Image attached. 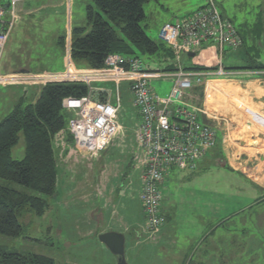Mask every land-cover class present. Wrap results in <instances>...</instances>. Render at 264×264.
<instances>
[{
	"label": "rangeland",
	"instance_id": "374dc122",
	"mask_svg": "<svg viewBox=\"0 0 264 264\" xmlns=\"http://www.w3.org/2000/svg\"><path fill=\"white\" fill-rule=\"evenodd\" d=\"M208 1L150 0L143 7L145 20L142 22V26L147 35L159 43L161 42L160 31L166 24L182 21L200 8L206 7ZM216 2L222 15L231 20L244 37H249L248 43L250 39H253L254 43H264V26L260 22L261 12L264 10V0H216ZM88 6H93L91 0H22L17 3L18 20L4 49L1 63L3 64L8 60L13 68L28 67L36 73H41L42 70L61 71L64 67V58L63 49L58 45V42L65 37L62 48L65 46L71 48V29L87 27ZM226 53L224 64L227 66L235 61L228 58L229 51ZM259 56L264 60V52L260 51ZM143 61L146 71L149 72L164 73L169 64L159 57H143ZM11 74L13 73H0V77ZM157 79L151 80V87L155 94L161 98L168 97L174 87L175 79L158 81ZM99 85L111 92V102L115 104L117 88L111 84H96L95 88ZM0 87L20 86L0 81ZM119 92L121 94V108L118 114L120 131L108 149L99 157L85 156L77 150L76 146V150L70 149L73 152L72 155L76 156L79 152V156L74 159L78 166L91 165L94 160L96 161L101 157L105 167L102 185H108L109 190H111L110 193H112L110 195V212H107L105 216L107 219L111 217L113 210L120 213L121 209L129 207L132 211V198L136 194L139 180L135 168L144 159V150L138 142V133L136 132L138 125L129 84H121ZM104 97L106 100L107 93L104 94ZM8 110L7 103L0 106V123L10 113ZM67 133L70 134L68 130ZM57 148L60 151L58 152L60 163L64 165L65 155L62 152V141ZM25 150L26 142L23 134H21L18 145L12 150V159L14 161L24 160ZM204 165L205 168L201 170V163L198 164L197 171L201 170L199 172L201 176L197 179L192 178L189 182L177 183L173 176L169 178L166 185L172 187L170 193L174 190L169 205L177 207L179 205L180 207L181 201L179 202V200L184 199L187 190L199 191L202 189L201 184L205 183L206 186L203 188L214 189L217 196L215 212L218 223H221L223 218L229 220L226 222V226L219 229L218 232L229 233V236L223 243L218 242L215 256H212L206 264H264V202L260 203L254 199V194L257 196L259 194L258 198L261 199L263 192L248 189L242 184L244 179L241 180L238 176H233L228 172H219V169L212 166L209 158L202 166ZM78 170L81 169L78 168ZM79 172L82 173L83 171ZM91 172H93L91 175L90 172H87L85 176L84 174L77 176V188H80V191L87 188L85 179L88 177L92 179L96 177L98 181L100 180L99 165L93 164ZM132 178L134 180L133 189ZM0 185L15 191L28 192L22 186L2 179H0ZM89 185L91 186L90 183ZM121 185H124V192L120 196L117 190L121 188ZM78 191L68 186L65 193L72 192L76 195ZM196 193L198 194V192ZM106 196L107 194L104 193L103 198L106 199ZM42 197L48 201L49 205L46 215L40 218L32 213L27 214L21 220L23 227L21 236L9 238L0 235V246L18 253L40 255L52 259L55 264H118V259L99 240L98 232H104L105 226L108 224L97 225V221H94V223H90L92 226L89 227L86 219V214L92 211L93 207L101 208L104 205V200L98 199L89 203V201L83 202L73 197L71 202L74 206L69 211L70 217H66V221L70 219V224L68 226L66 224V228L60 229L58 205L60 198L69 199L68 196L62 194L60 198L57 196ZM167 200L166 197L165 202H163L164 206ZM96 201L97 205H95ZM166 204L168 206V203ZM112 205H114L113 209ZM119 213L118 217H111L110 223L120 219ZM123 214L124 212H122ZM61 216L63 215L61 214ZM70 225L71 227L67 230ZM90 232L94 234L85 238ZM123 233L128 238L127 264H180L176 258L178 250H181V244L176 245L173 241L162 243L158 239H150L151 241L137 246L132 252V232L130 234Z\"/></svg>",
	"mask_w": 264,
	"mask_h": 264
},
{
	"label": "crops",
	"instance_id": "0c3cea01",
	"mask_svg": "<svg viewBox=\"0 0 264 264\" xmlns=\"http://www.w3.org/2000/svg\"><path fill=\"white\" fill-rule=\"evenodd\" d=\"M262 20H264V10L261 12L260 19V22H262V25L264 26V21ZM241 36L244 45L240 49H224L223 52H220V48L211 46L201 52L197 59H194L189 55H182L180 59H177V57L174 56V63H176L177 66L174 67L175 65L172 60H165V62H169L166 68L169 71L165 72H174L179 66L184 69L190 67H204L210 69L208 72L212 74L203 78L201 84L194 85V87L186 93L187 102L193 107L204 109L207 113V117H204L203 120L213 123L217 128V146L210 151L202 162H200V168L201 170L205 168V165H202L209 158L212 166H214L215 169H219V172H228L233 176H238L241 180L244 179L242 184L248 189L262 191L263 195L261 199L258 198L259 194L258 196L257 194H254V199H257V202L262 203L264 202V60L259 56V52H264V43H254L253 39H250V42L248 43L249 37H244L242 33ZM59 42L58 45L63 49V69L59 72H53L50 70H42L40 72L62 73L66 70L68 63L72 61L71 48H67L66 46L65 48H62ZM228 51L230 52V54L227 55L228 58L235 62L226 66L224 61L226 59V52ZM2 58L3 55L0 58V73H36L28 67L13 68L8 60L2 64ZM220 59L222 69L225 71L224 75L216 73ZM166 79L174 78H158L157 81ZM41 90L40 87L27 86L9 88L0 87V106L7 103L9 106L8 112L10 111L11 113L20 102L26 105L35 104L40 98ZM151 90L154 92L152 87ZM96 91L94 99L97 101H102L103 99L102 102H104L105 93L111 96V92H108L102 85L97 86ZM133 107L138 125L136 132L138 133L141 119L138 111L135 109L134 103ZM254 117H261L258 121L259 125L254 121ZM69 138L72 140L71 142L68 141L70 140ZM60 141L63 142L62 152L65 155L64 165H61L58 156V152L60 151L57 146H60ZM54 148L58 168V194L56 190L54 196L60 198L62 194H65L69 198L65 200L60 198L58 205L59 223L61 222L60 229L62 227L66 228L70 224V219L66 221V217H70L69 211L71 210V207L74 206L71 202L72 199L76 198L83 202L89 201V203L93 200L101 199L105 201L104 205H102L101 208L93 207L94 209L86 214L88 225L91 227L92 225L90 223H94V221H97V225L108 224V226H105L106 229L104 232H98L99 235L110 232L125 235L126 256L128 238L123 232H127L128 234L132 232V252L137 246L155 239L160 240L162 243L165 241H173L176 245L181 244V250H178V256L176 258L180 264L186 262L187 264L190 262L193 264H206L212 256H215L218 249V242L223 243V241L229 236V233H218L219 229L225 227L226 222H229V220L223 218L224 220L221 219V223H218L215 212L217 196L214 189L211 190L210 187L203 188L206 186L205 183L201 184L202 189L199 191L187 190L188 192L184 195V199L179 200V202L181 201L180 207L179 205L178 207L169 205L170 198L174 195V190L170 193L172 187L166 185L169 178L173 176L177 183L189 182L192 178L197 179L201 176L199 175L201 170L197 171L198 167L194 172L171 171L161 189L164 198L163 202H165L166 197L168 199L166 201L168 206L166 203L165 206L164 203L162 205L165 224L158 233L152 234L148 233L145 228V216L140 201L144 173V159L142 162L138 163V167L135 168V171L137 172L136 174L139 175V180L137 182L136 194H134V197L132 198V211L129 207H127V209L118 208L121 209L120 213L113 210L111 217H118L119 213L120 219H117V221L113 220V222L110 223L111 217L107 219L105 216L107 212H110V195L112 193H110L111 190H109L108 185H102L105 167L102 164L101 157L96 161L94 160V163L91 165L78 166V164H75L77 162L74 159L79 156V152L76 156L74 154L72 155L73 152L70 149L74 148L76 150V148L72 136L68 134L67 131L65 133L61 132L56 136L54 139ZM65 148L66 151H64ZM93 164L100 166L101 174L99 181L96 177H94V179L91 177H88V179L84 178L87 172H90V175L91 173L93 174V172H91ZM78 168L81 170H78ZM139 169L140 172H138ZM79 171L83 172L81 173ZM83 174L87 188L80 191V188H77V176ZM75 179L76 182H74ZM133 181L132 178V189L134 187ZM68 186H71L72 189L75 188V190H79L78 193H76V195L72 192L65 193ZM123 187L124 185H121V188L117 190L120 196L122 195V192H124ZM62 188L65 189L62 190ZM102 188H104V190H102ZM196 192H198V194ZM104 193L107 194L106 199L103 198ZM95 205H97V201L95 202ZM113 207L114 205H112V209ZM122 212H124L123 215ZM61 214L63 216H61ZM70 227L71 225L67 230ZM87 234L88 237L85 238L91 237L94 233L90 232ZM189 255L190 258L188 259Z\"/></svg>",
	"mask_w": 264,
	"mask_h": 264
},
{
	"label": "built area",
	"instance_id": "2783aa9c",
	"mask_svg": "<svg viewBox=\"0 0 264 264\" xmlns=\"http://www.w3.org/2000/svg\"><path fill=\"white\" fill-rule=\"evenodd\" d=\"M21 1L0 0V58L18 20L16 6ZM6 5L8 8H5ZM159 38L173 50L177 59L192 54H196L194 59H197L201 52L211 46L223 52L224 49L237 50L244 45L241 33L231 20L222 15L216 0H209L206 7L180 22L166 24ZM217 66L216 73L224 75L221 59ZM211 74L180 66L169 73L149 72L140 60L111 55L100 69H79L70 61L62 73L19 72L0 77V81L10 85L41 88L65 83L86 86V96L67 98L62 106L71 115L68 131L77 150L91 157L101 156L119 133V86L128 83L141 119L137 134L138 142L144 150L140 201L145 228L153 234L158 233L165 224L161 189L171 171H196L198 164L217 146V128L213 123L203 120L207 117L206 111L191 106L186 99V93ZM167 77H173L175 84L171 94L161 98L151 90V80ZM96 84H111L117 88L115 104L110 102L109 94L104 102L94 99ZM260 119L254 117L257 124Z\"/></svg>",
	"mask_w": 264,
	"mask_h": 264
},
{
	"label": "trees",
	"instance_id": "16d2710c",
	"mask_svg": "<svg viewBox=\"0 0 264 264\" xmlns=\"http://www.w3.org/2000/svg\"><path fill=\"white\" fill-rule=\"evenodd\" d=\"M91 1L93 6L87 8V27L71 31V58L77 68H103L111 55L140 60L144 68L143 57H159L163 61L175 62L173 50L162 42L152 40L142 26L145 20L143 7L150 0ZM64 42L65 37L60 39L59 44L63 46ZM174 65L177 66L176 63ZM187 70L210 71L204 67ZM41 89L35 104L20 102L0 123V179L28 191L19 192L0 185V235L9 238L21 236V220L27 214L37 217L46 214L49 205L42 196L53 197L58 182L54 139L68 130L71 119L62 103L67 98L79 99L88 94L86 86L73 83L48 85ZM21 134L26 142L25 158L14 161L12 150L18 145ZM0 264L55 262L40 255L18 253L0 246Z\"/></svg>",
	"mask_w": 264,
	"mask_h": 264
},
{
	"label": "water",
	"instance_id": "95a60500",
	"mask_svg": "<svg viewBox=\"0 0 264 264\" xmlns=\"http://www.w3.org/2000/svg\"><path fill=\"white\" fill-rule=\"evenodd\" d=\"M5 8H8V5H6ZM190 56L194 58L196 57V54H192ZM99 240L118 259V264H127L125 235L110 232L100 235Z\"/></svg>",
	"mask_w": 264,
	"mask_h": 264
}]
</instances>
